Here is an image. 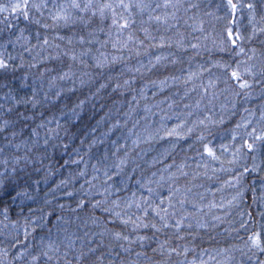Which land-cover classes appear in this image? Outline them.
I'll return each instance as SVG.
<instances>
[{"label":"snow or ice","instance_id":"1","mask_svg":"<svg viewBox=\"0 0 264 264\" xmlns=\"http://www.w3.org/2000/svg\"><path fill=\"white\" fill-rule=\"evenodd\" d=\"M0 264H264V0H0Z\"/></svg>","mask_w":264,"mask_h":264}]
</instances>
